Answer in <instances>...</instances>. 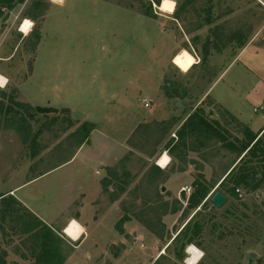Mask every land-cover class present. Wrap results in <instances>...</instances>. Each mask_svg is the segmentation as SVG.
Returning a JSON list of instances; mask_svg holds the SVG:
<instances>
[{"label":"rangeland","instance_id":"1","mask_svg":"<svg viewBox=\"0 0 264 264\" xmlns=\"http://www.w3.org/2000/svg\"><path fill=\"white\" fill-rule=\"evenodd\" d=\"M162 1L25 0L12 9L1 5L0 74L8 83L0 86L6 90V95L0 92V194L69 160L81 144H91L96 152L101 130L126 150L107 166L111 178L105 184L101 180L105 195L97 211L114 206L121 216L110 220L116 219L122 230L130 216L136 237L130 235L126 246L109 247L111 257L120 255L111 264H186L191 245L205 253L198 264H264L260 152L246 161L248 167L259 165L251 185H261L254 190L239 186L240 193L227 195L221 208L208 198L215 187L197 208L189 206L194 183L181 200L166 194L164 179L172 168L162 172L157 164L167 149L174 154L171 165L192 167L194 182L208 190L236 164L237 154L225 146L240 145L246 126L204 95L261 24L264 9L254 0H166L174 5L169 13L160 10ZM26 18L32 26L24 34L20 28ZM223 89L221 82L217 90ZM143 99L152 100L148 107ZM197 111L221 124L226 142L198 133H185L178 141L183 123ZM93 152L86 148L67 171L36 179L15 195H31L44 212H56L68 182L86 185L99 177ZM225 185L231 187L232 180ZM83 198L73 195L61 212L80 211ZM31 221L21 205L0 202V264H25L20 254L35 256L37 238L19 234L21 223L30 228ZM187 223L188 229L178 235ZM197 226L201 229L192 233ZM188 237L192 243L184 247Z\"/></svg>","mask_w":264,"mask_h":264},{"label":"crops","instance_id":"2","mask_svg":"<svg viewBox=\"0 0 264 264\" xmlns=\"http://www.w3.org/2000/svg\"><path fill=\"white\" fill-rule=\"evenodd\" d=\"M254 2L264 9V0H254ZM26 19L31 21V19ZM195 57L196 63L193 67L198 64L199 60V56L196 55ZM221 82L224 89L218 91L217 87ZM7 83L8 79L5 85ZM205 97H210L214 102L221 104L254 134L260 136L264 132V18L238 50L223 73L208 87L204 95ZM118 99L119 101L121 100L120 97ZM203 100L205 99H202V102ZM233 100L237 101L236 104H233ZM99 139L101 141L98 144L100 147L97 146L96 152H93L91 149V144H81L69 160L53 165L48 170L22 182L8 192L2 193L4 195L0 197V202L11 200L14 205H21V207L27 210L29 219L32 220L30 228V225L26 227L24 223H21L24 227L21 226L19 230V234L22 236L34 235L37 238V246L33 248L35 254L33 258L27 259L29 256L27 253L19 255L23 257L25 264H35L39 253L46 249L47 245L45 244L48 242L49 246L47 248L54 254L51 258L52 264H111V262L114 263L118 260L120 255H112L111 257L109 255V247L118 244L126 246L130 240V235L132 238H136L132 235L134 227L132 228L133 222L129 219L130 216L126 219L128 221L125 222L123 230L116 228L115 220L117 216L119 218L121 215L114 208V204L108 210L104 209L99 213L97 211L98 200L103 199L105 195L104 185H102L101 180H104L103 184H105L107 183V179L111 178V169H107V166L113 162L116 156L126 150V146L121 141L115 140L113 136L101 130H99ZM86 148L90 152V155L93 152V157H95V162L93 163L99 166L95 173L99 177L94 178L91 182H86V185H75L74 182H68L66 186L67 194L64 195L63 200V202H71L73 195H84L80 211L67 212L65 215L61 212L63 202H59L58 210L48 213L44 212L40 205H34V198L31 195H15L14 191L16 189L36 179L66 170L65 168L73 163L71 161L79 155L78 153H82ZM194 150L197 151V149ZM171 154L172 152L164 149L160 159L167 155L170 158L168 159L169 163L167 162L168 164L161 166L159 165V159L157 164L161 167L162 172H165L170 167L172 168V171L164 179L167 187L166 194H170L172 197L181 200V195L184 192L188 193L183 188L191 186L194 183L195 176L192 167L183 166L179 168L175 163L171 165L173 160L170 157ZM84 163L89 164L88 161ZM232 167L228 168L220 179L215 182L214 186L209 189L211 191L215 187L212 190V195L214 194L213 192L220 190V183ZM105 169L108 172L107 176L105 174L106 179H104L105 176L103 175ZM72 174L70 179L74 177ZM166 187L164 188L166 189ZM212 195H209L208 198ZM93 197L97 198L94 199ZM64 204L66 207V203ZM115 216L116 219H112L111 222L110 218ZM69 220L77 221L82 227V231L76 239L66 233V222ZM145 234L148 233L146 232ZM21 244L24 246L25 242L22 241Z\"/></svg>","mask_w":264,"mask_h":264},{"label":"trees","instance_id":"3","mask_svg":"<svg viewBox=\"0 0 264 264\" xmlns=\"http://www.w3.org/2000/svg\"><path fill=\"white\" fill-rule=\"evenodd\" d=\"M25 0H0V15L1 13V5H7L9 9H12L15 7L17 3H24ZM156 3L159 5V1H156ZM151 5V2H150ZM152 6V5H151ZM39 36H37V39L39 40ZM0 92L3 95H6L5 89H0ZM3 103L0 102L1 110L3 108ZM20 105H23L19 103ZM10 110V107H7V111ZM38 111L44 112L50 110L49 108L45 107H37ZM185 133H198L200 135H210L211 137H218L221 141H225L226 139L222 132L220 131V127L218 122L215 124H212L205 116L199 113L198 111L196 113H192L183 123L182 125V131L179 132V140H183L185 137ZM88 140V139H87ZM86 140V141H87ZM240 140L241 144L236 145L234 143H226V148L230 150L233 153L237 154L238 161L236 164L228 171L227 175L224 177L223 181L220 183L221 190L226 196L229 194L232 195H238L236 193V189L239 188V186H242L244 188L251 187L253 190L257 189L261 184L260 183H254V185H251L254 180H256V176L258 174V168L259 165H253L251 167H248L246 158H248L250 155H255L256 152H260L264 156V132L259 136L258 134H254L250 129L246 127V131L244 134L243 139ZM85 141V142H86ZM84 143V141L82 142ZM264 159L260 160L263 162ZM158 168V167H157ZM159 169V168H158ZM161 170V169H160ZM232 180V186H226L225 182L226 180ZM194 185L197 187L195 193L192 194V196L189 198V206H194V208L203 206L207 203V195L209 193L208 188L201 184L198 181L194 182ZM4 194H0V197ZM228 197V196H227ZM189 223V222H188ZM188 223L184 226L182 230L178 233V235L184 231V229H188ZM201 229V226H197L192 230V233H197ZM177 235V236H178ZM176 236V237H177ZM187 238V236L185 237ZM193 238L188 237V239L184 243V247L192 243ZM46 249H44L42 252L39 253L37 257V261L35 264H52L51 258L54 256V254L51 253V250L47 247L49 246V242L46 243ZM50 257V258H49ZM50 259V260H49ZM59 264V263H57Z\"/></svg>","mask_w":264,"mask_h":264},{"label":"bare ground","instance_id":"4","mask_svg":"<svg viewBox=\"0 0 264 264\" xmlns=\"http://www.w3.org/2000/svg\"><path fill=\"white\" fill-rule=\"evenodd\" d=\"M168 4H172V5H173V3L169 2V1L163 0L162 3H161L160 6H159L160 10L163 11V12H169V13L173 12L174 5H173V8H172V11H168V10H167V7H166V5H168ZM31 26H32V22H31L30 20H25V21L23 22V24L21 25L20 31L23 32L24 34H27L28 31H29V29L31 28ZM0 75H1V74H0ZM5 84H6V83H4L3 86H5ZM161 159H162V158H161ZM161 159H160V160H161ZM160 160H159V161H160ZM159 165H160V163H159ZM81 231H82V227H81L80 224H79L77 221H75V220H72V221L70 222V224H68V225L66 226V233H67L70 237H72V238H74V239H76V238L78 237V235L80 234ZM195 248H196V247H195ZM196 249H198V248H196ZM188 253H189V257L192 256V255H195V254H196L195 252H192V251H189V250H188Z\"/></svg>","mask_w":264,"mask_h":264},{"label":"clouds","instance_id":"5","mask_svg":"<svg viewBox=\"0 0 264 264\" xmlns=\"http://www.w3.org/2000/svg\"><path fill=\"white\" fill-rule=\"evenodd\" d=\"M54 2H58L60 4H63L64 0H54ZM0 78L3 79L4 83L7 82V77H4L3 75H0ZM188 250L192 251V252H195L196 254L188 257L187 260H186V264H198V261L200 259H202L204 257V255H205V253L203 251H201L199 249H196L195 245L189 246ZM193 250H195V251H193Z\"/></svg>","mask_w":264,"mask_h":264},{"label":"water","instance_id":"6","mask_svg":"<svg viewBox=\"0 0 264 264\" xmlns=\"http://www.w3.org/2000/svg\"><path fill=\"white\" fill-rule=\"evenodd\" d=\"M162 190L164 191L165 188L163 187ZM228 200V197L220 190H217L214 192V194L210 197V202L217 208H221L226 201ZM254 255L251 254V257Z\"/></svg>","mask_w":264,"mask_h":264},{"label":"snow or ice","instance_id":"7","mask_svg":"<svg viewBox=\"0 0 264 264\" xmlns=\"http://www.w3.org/2000/svg\"><path fill=\"white\" fill-rule=\"evenodd\" d=\"M166 7H167V10H168V11H172L173 5H172V4H168V5H166ZM3 84H4V81H3L2 78H0V86H3ZM168 159H169V158L167 157V155H165V156L159 161L160 165H161V166L166 165L167 162H168ZM193 251H195V250H193Z\"/></svg>","mask_w":264,"mask_h":264},{"label":"built area","instance_id":"8","mask_svg":"<svg viewBox=\"0 0 264 264\" xmlns=\"http://www.w3.org/2000/svg\"><path fill=\"white\" fill-rule=\"evenodd\" d=\"M24 21H25V20H24ZM22 24H23V22H22ZM143 100H144L145 106H147V107L150 105V103H151V101H152L151 99H150V100H148V99H143ZM168 163H169V161H168ZM168 163H167V164H168ZM189 189H190V186H185V187L183 188L184 191H188ZM236 191H237L238 193H240V189H239V188H237ZM69 224H70V223H69ZM65 230H66V228H65Z\"/></svg>","mask_w":264,"mask_h":264}]
</instances>
